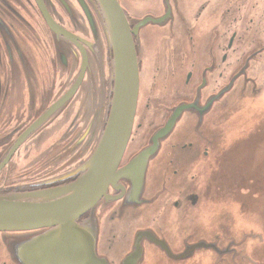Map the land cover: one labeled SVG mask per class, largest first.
Listing matches in <instances>:
<instances>
[{
	"label": "flooded vegetation",
	"instance_id": "obj_1",
	"mask_svg": "<svg viewBox=\"0 0 264 264\" xmlns=\"http://www.w3.org/2000/svg\"><path fill=\"white\" fill-rule=\"evenodd\" d=\"M120 3L135 29L140 70L137 111L120 167L149 143L175 107L185 103L189 109L179 114L149 159L146 196L157 195L155 200L139 214L110 220V212L127 195L129 183L122 179L123 189L110 185V198L102 197L97 205L98 248L115 260L130 250L141 228L154 229L178 253L211 231L235 226L221 222L230 215L237 223L241 212L240 202L226 200L222 182L230 186L239 176L233 172L237 164L225 155L264 110V0ZM164 15V22L136 30V19ZM104 21L99 0H0V193L56 188L80 176L78 167L107 129L115 95L114 53ZM249 92L255 113L246 109V122L234 126L226 118L227 98ZM240 98L232 107L235 115L245 114ZM90 214L87 210L77 221ZM199 229L206 234L196 233ZM33 232L0 231V264H18L7 236ZM213 254L202 249L175 260L147 242L143 264L149 259L155 264H212Z\"/></svg>",
	"mask_w": 264,
	"mask_h": 264
},
{
	"label": "water",
	"instance_id": "obj_2",
	"mask_svg": "<svg viewBox=\"0 0 264 264\" xmlns=\"http://www.w3.org/2000/svg\"><path fill=\"white\" fill-rule=\"evenodd\" d=\"M99 3L105 20L106 39L114 53L115 95L111 101V117L97 147L78 167L81 174L74 182L39 191L0 193V231L34 230L30 235L6 237L14 260L18 264H143L146 243L150 242L175 260L188 259L198 250L210 249L214 253L213 264H255L257 261L249 252L248 243L263 237L261 232L253 229L243 230L240 235L216 232L175 253L154 229L141 228L136 231L130 250L119 260L100 252L97 214L100 199L110 198L107 194L110 185L123 189L122 179L129 183L127 195L110 212V220L139 214L155 200L157 195L153 196V193L150 194L153 197L146 196L149 194L146 190V185L149 187V159L159 150L161 140L173 130L179 114L189 106L183 103L175 107L166 123L153 133L149 143L120 167L132 133L140 89L138 55L133 38L135 29L131 28L120 0H99ZM163 18L166 16L136 19V30L148 22H164ZM238 74L232 77L227 89ZM93 103L94 100L88 101L89 107ZM60 105L61 100L46 110L40 119ZM87 210H91L90 216L78 222L77 219ZM252 243L249 244L251 247Z\"/></svg>",
	"mask_w": 264,
	"mask_h": 264
},
{
	"label": "rangeland",
	"instance_id": "obj_3",
	"mask_svg": "<svg viewBox=\"0 0 264 264\" xmlns=\"http://www.w3.org/2000/svg\"><path fill=\"white\" fill-rule=\"evenodd\" d=\"M248 94L251 95L250 92L244 93L240 98V94L238 93L236 96L232 94L227 98L228 109L226 118L227 121L234 126L239 121L242 123L246 122L247 117H249L246 109L251 108L253 110L252 113H255L253 105L251 104L253 103L252 96L247 98ZM236 98H240V102L243 103L241 106L243 107V112H245L244 115H235V112L233 111L235 109H232L235 105ZM257 110L258 113H260L261 109ZM258 116L259 117L255 119L254 127L250 129V131L247 130L242 133V135L238 138L242 140L237 146L229 148L225 155V158L231 161L232 165H234V163L237 164V167L233 170V172L239 176L235 177L236 182H232L230 184L231 187L228 183L226 184L225 182H222V185L228 191L226 194V200L231 198L240 202L241 212L240 215L236 216L237 223H235L234 219H232L230 215H224L221 222L225 223L226 227H229L231 224H235L232 229L227 228L225 230L229 234L240 235L243 230L252 229L257 232H261L263 239H258L254 242L252 240L251 242H253V245L251 247V245H249L251 242L248 243V250L253 253H251V255H254L253 258L257 261L255 264H264V110L263 114ZM252 118L248 121L249 125L250 123H253ZM231 124L230 127H233ZM244 126L245 124H243V128ZM227 207L230 209L228 205ZM218 216L216 217L217 220ZM198 232L206 234V232L200 229ZM216 232L218 231H211L209 236H212ZM202 256L203 255H200L199 257ZM146 260H148V258ZM153 260L154 259H149V264H155Z\"/></svg>",
	"mask_w": 264,
	"mask_h": 264
},
{
	"label": "bare ground",
	"instance_id": "obj_4",
	"mask_svg": "<svg viewBox=\"0 0 264 264\" xmlns=\"http://www.w3.org/2000/svg\"><path fill=\"white\" fill-rule=\"evenodd\" d=\"M221 204V203H220Z\"/></svg>",
	"mask_w": 264,
	"mask_h": 264
}]
</instances>
